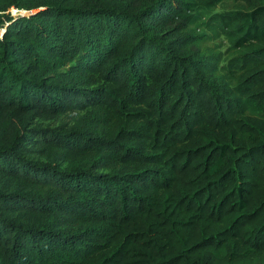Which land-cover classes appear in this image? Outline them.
Listing matches in <instances>:
<instances>
[{
    "label": "trees",
    "instance_id": "1",
    "mask_svg": "<svg viewBox=\"0 0 264 264\" xmlns=\"http://www.w3.org/2000/svg\"><path fill=\"white\" fill-rule=\"evenodd\" d=\"M0 31V264H264V0H0Z\"/></svg>",
    "mask_w": 264,
    "mask_h": 264
},
{
    "label": "rangeland",
    "instance_id": "2",
    "mask_svg": "<svg viewBox=\"0 0 264 264\" xmlns=\"http://www.w3.org/2000/svg\"><path fill=\"white\" fill-rule=\"evenodd\" d=\"M216 9L220 10L222 8H221V6H218ZM11 13L14 15L15 14H21V11L11 9ZM0 35H1V31H0ZM215 43L218 44L220 50H224L227 47V43L222 37L217 39ZM71 116L72 115H70V116L66 115V116H62L56 120H48V121L36 120L34 123L38 124L40 126L56 127V126H59V125L65 124V123H69L71 121ZM61 167L62 168L65 167V164L61 165Z\"/></svg>",
    "mask_w": 264,
    "mask_h": 264
},
{
    "label": "water",
    "instance_id": "3",
    "mask_svg": "<svg viewBox=\"0 0 264 264\" xmlns=\"http://www.w3.org/2000/svg\"><path fill=\"white\" fill-rule=\"evenodd\" d=\"M21 14H22V15H27L28 12H26V11L24 12V11L22 10V11H21Z\"/></svg>",
    "mask_w": 264,
    "mask_h": 264
}]
</instances>
